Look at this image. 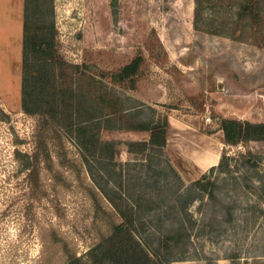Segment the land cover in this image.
Returning <instances> with one entry per match:
<instances>
[{"label":"rangeland","instance_id":"374dc122","mask_svg":"<svg viewBox=\"0 0 264 264\" xmlns=\"http://www.w3.org/2000/svg\"><path fill=\"white\" fill-rule=\"evenodd\" d=\"M54 4L69 62L100 76L144 56L136 89H118L168 114L174 132L166 152L186 185L213 167L196 165L206 152L220 154V159L227 152L240 162L251 153L257 163L246 181V167L236 173L241 187L233 190L232 183L221 179L215 204L207 203L202 211L199 202L192 206L194 217L209 225L205 235L192 236L187 258L172 264H264V189H258V178L264 180V142L231 146L221 129L224 118L264 123V48L195 29V0ZM24 12L25 3L19 0L0 2V264H66V248L80 257L98 240L87 190L94 185L83 166L56 167L70 187L44 170L41 178L49 197L35 204L30 217L23 212L28 172L23 155L34 152L38 123L22 110ZM207 110L211 123L204 120ZM101 137L142 139L129 132L105 131ZM66 147L81 165L75 143L67 139ZM122 149L120 161H130L126 146Z\"/></svg>","mask_w":264,"mask_h":264},{"label":"trees","instance_id":"16d2710c","mask_svg":"<svg viewBox=\"0 0 264 264\" xmlns=\"http://www.w3.org/2000/svg\"><path fill=\"white\" fill-rule=\"evenodd\" d=\"M54 2L25 1L22 110L38 118V123L34 152L23 155L28 171L23 180L24 214L30 217L35 204L49 197L42 171L61 182L64 176L56 167L79 170L83 166L94 185L87 190L98 240L80 257L66 248V264L185 260L192 236L205 235L209 225L205 218L194 217L192 206L199 202L202 211L207 203L215 204L221 179L232 183L233 190L241 187L236 173L246 167V181L256 161L251 153L240 162L224 152L217 166L186 185L166 152L174 132L168 114L118 89H136L144 56L139 54L117 71L100 76L86 65L69 62L62 52ZM195 29L264 48V0H195ZM221 129L231 146L264 142V123L224 118ZM105 131L135 133L142 139L104 140ZM67 139L77 146L81 165L69 156ZM122 145L130 161H120ZM214 173L218 177H210ZM61 183L71 186L66 180ZM258 185L264 189L263 178H258Z\"/></svg>","mask_w":264,"mask_h":264},{"label":"crops","instance_id":"0c3cea01","mask_svg":"<svg viewBox=\"0 0 264 264\" xmlns=\"http://www.w3.org/2000/svg\"><path fill=\"white\" fill-rule=\"evenodd\" d=\"M1 1H5V0H0V2ZM19 1H20V4L24 5L26 0H19ZM210 157H211V152H206V153L202 154L201 158H200V162H199V160L198 161L196 160V165L200 166L201 168H203V167H207L208 168V167H212V166L218 165V163L220 161V154H218L216 163H209Z\"/></svg>","mask_w":264,"mask_h":264},{"label":"built area","instance_id":"2783aa9c","mask_svg":"<svg viewBox=\"0 0 264 264\" xmlns=\"http://www.w3.org/2000/svg\"><path fill=\"white\" fill-rule=\"evenodd\" d=\"M207 107H209V106H207ZM204 120H205L206 123H211L212 122V116H211L209 110L206 111V116L204 117Z\"/></svg>","mask_w":264,"mask_h":264},{"label":"bare ground","instance_id":"6f19581e","mask_svg":"<svg viewBox=\"0 0 264 264\" xmlns=\"http://www.w3.org/2000/svg\"><path fill=\"white\" fill-rule=\"evenodd\" d=\"M217 157H218L217 155L211 154L209 163H216Z\"/></svg>","mask_w":264,"mask_h":264}]
</instances>
